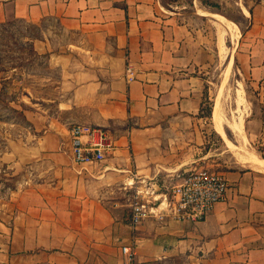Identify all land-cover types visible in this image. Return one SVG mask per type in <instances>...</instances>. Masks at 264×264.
I'll return each instance as SVG.
<instances>
[{
    "label": "crops",
    "instance_id": "0c3cea01",
    "mask_svg": "<svg viewBox=\"0 0 264 264\" xmlns=\"http://www.w3.org/2000/svg\"><path fill=\"white\" fill-rule=\"evenodd\" d=\"M243 15L235 63L264 161V0ZM12 22L41 29L34 49L61 81L54 99L21 88L11 101L36 104L0 149V175L14 181L0 192V264H125L121 249L133 244L134 264H264V169L212 160L211 55L193 28L162 0H0V25ZM73 124L105 130L113 153L75 163ZM200 167L229 182L205 220L148 217L132 228L136 188L166 192Z\"/></svg>",
    "mask_w": 264,
    "mask_h": 264
},
{
    "label": "rangeland",
    "instance_id": "374dc122",
    "mask_svg": "<svg viewBox=\"0 0 264 264\" xmlns=\"http://www.w3.org/2000/svg\"><path fill=\"white\" fill-rule=\"evenodd\" d=\"M255 1L257 0H162L165 10L193 28L203 46L210 51V62L203 69L208 81L207 102H210L206 115L211 116L212 120L213 133L209 147L216 156L212 160L220 164L219 168L242 165L243 158L251 154L257 155L259 149L258 140H251L246 130L248 101L244 82L238 75L234 47L239 32L245 25L243 12ZM39 38H42V31L36 27L19 22L0 25V149L4 147L5 138L17 135L23 121L22 110L26 107L29 109L30 106L34 108L36 104L11 102L16 101L21 88H26L34 97L54 99L59 96L60 70L48 63V55H39L35 51V39ZM54 39L51 45L57 51L60 48V38ZM217 103L226 132L218 129L219 127L215 129L217 124L214 107ZM239 117L244 120L240 133L231 127L240 120ZM10 180L0 175V192L13 187L14 181Z\"/></svg>",
    "mask_w": 264,
    "mask_h": 264
},
{
    "label": "built area",
    "instance_id": "2783aa9c",
    "mask_svg": "<svg viewBox=\"0 0 264 264\" xmlns=\"http://www.w3.org/2000/svg\"><path fill=\"white\" fill-rule=\"evenodd\" d=\"M69 133L73 159L77 164L103 162L115 150L113 141L100 127L73 124ZM228 188L229 182L223 173L206 167L186 172L181 182L166 192L153 184H143L142 188L133 191L131 226L136 229L148 217L202 222L218 203L226 200ZM121 251L125 264H134L136 245L125 246Z\"/></svg>",
    "mask_w": 264,
    "mask_h": 264
},
{
    "label": "bare ground",
    "instance_id": "6f19581e",
    "mask_svg": "<svg viewBox=\"0 0 264 264\" xmlns=\"http://www.w3.org/2000/svg\"><path fill=\"white\" fill-rule=\"evenodd\" d=\"M222 50L224 51V47H223V43H222ZM223 54H224V52H223ZM224 56H225V54H224ZM227 80V79H226ZM223 83V82H222ZM242 93V92H241ZM239 95H240V91H239ZM240 97H242V96H240ZM242 99V98H241ZM240 101H242V100H240ZM239 104H241V103H239ZM219 110H220V106H219V104L217 103L216 105H215V123L217 124V126L219 127V129L221 130V131H223V132H226V130H225V127H224V123H223V119H222V114L220 115V113H222V112H219ZM221 111V110H220ZM239 119H240V117H239ZM228 120V119H227ZM225 121V122H228V121ZM243 120V119H242ZM242 120L240 119V120H238V122L236 121V124H235V122L233 123V124H235V125H231V127H234V129L236 130V132H241L242 131ZM231 121V120H230ZM244 121V120H243ZM227 124H231V123H227ZM226 124V125H227ZM230 126V125H229ZM234 129L232 130L233 131V133H234ZM236 135V134H235ZM246 135V134H245ZM238 136V135H237ZM240 136H242V135H240ZM242 138V137H241ZM245 138V137H244ZM240 139V138H239ZM229 147H231L232 148V146H229ZM246 152V151H245ZM244 152V153H245ZM249 153V152H248ZM240 154V153H239ZM238 154V155H239ZM251 154V153H250ZM242 155V154H241ZM249 155V154H248ZM238 157H240V156H238ZM242 163L243 164H246V165H253V166H256V167H260V168H262V169H264V161L263 160H261L257 155H250V156H247V158L245 157V158H243V160H242ZM261 169V170H262Z\"/></svg>",
    "mask_w": 264,
    "mask_h": 264
},
{
    "label": "trees",
    "instance_id": "16d2710c",
    "mask_svg": "<svg viewBox=\"0 0 264 264\" xmlns=\"http://www.w3.org/2000/svg\"><path fill=\"white\" fill-rule=\"evenodd\" d=\"M213 116H214V113H213Z\"/></svg>",
    "mask_w": 264,
    "mask_h": 264
}]
</instances>
